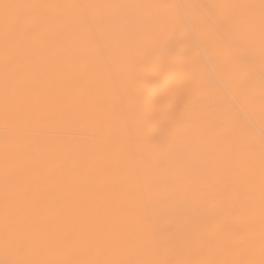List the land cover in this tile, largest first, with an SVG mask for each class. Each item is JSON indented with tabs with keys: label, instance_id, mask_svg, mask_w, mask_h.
Listing matches in <instances>:
<instances>
[{
	"label": "bare ground",
	"instance_id": "bare-ground-1",
	"mask_svg": "<svg viewBox=\"0 0 264 264\" xmlns=\"http://www.w3.org/2000/svg\"><path fill=\"white\" fill-rule=\"evenodd\" d=\"M43 246L264 264V0H0V264Z\"/></svg>",
	"mask_w": 264,
	"mask_h": 264
},
{
	"label": "rangeland",
	"instance_id": "rangeland-1",
	"mask_svg": "<svg viewBox=\"0 0 264 264\" xmlns=\"http://www.w3.org/2000/svg\"><path fill=\"white\" fill-rule=\"evenodd\" d=\"M49 245V244H48ZM54 245V244H53ZM56 245V244H55ZM50 246H52L51 244H50ZM40 248V247H39ZM55 249H57L56 247H54ZM54 248L53 247H48V246H43V251H42V258H43V260H42V258L40 259L41 261H45L44 259L46 258L47 260L51 257V261L49 262V264H62V261L64 262V260H63V258H64V256H65V254L64 253H61V252H57V253H54L53 252V250H54ZM48 249V250H47ZM62 250V248H59V250ZM41 250V249H40ZM47 251H49V252H47ZM56 251V250H55ZM41 252V251H40ZM63 252V251H62ZM47 254H48V256H47ZM50 254V255H49ZM56 254H57V256H56ZM64 254V255H63ZM41 255V254H40ZM55 255V256H54ZM61 255V256H60ZM44 256H46V257H44ZM50 256V257H49ZM48 257V258H47ZM58 258V259H57ZM56 259V260H55Z\"/></svg>",
	"mask_w": 264,
	"mask_h": 264
}]
</instances>
